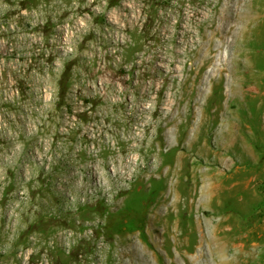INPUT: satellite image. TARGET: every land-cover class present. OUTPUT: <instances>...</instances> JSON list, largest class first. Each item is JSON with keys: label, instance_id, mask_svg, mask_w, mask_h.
<instances>
[{"label": "rangeland", "instance_id": "rangeland-1", "mask_svg": "<svg viewBox=\"0 0 264 264\" xmlns=\"http://www.w3.org/2000/svg\"><path fill=\"white\" fill-rule=\"evenodd\" d=\"M263 119L264 0H0V264H159L174 200L264 264Z\"/></svg>", "mask_w": 264, "mask_h": 264}, {"label": "bare ground", "instance_id": "bare-ground-1", "mask_svg": "<svg viewBox=\"0 0 264 264\" xmlns=\"http://www.w3.org/2000/svg\"><path fill=\"white\" fill-rule=\"evenodd\" d=\"M150 124L152 125V123ZM145 125L148 126V123ZM148 147L151 148L152 150L156 148V147H153V145H148ZM107 152L108 151H106V153ZM155 152L157 153V151ZM151 177L152 175L150 176V178ZM159 178L160 180H165V175H162ZM185 193H186V190H185ZM161 196L162 195L160 193V196L158 197V199H160L159 200L160 203H164L166 198L165 196H162V197ZM194 196H195V188L192 186V188L188 190L187 199H185V203H186L185 207H184V204L182 205L184 209L192 208L194 203L191 198ZM176 203H177V200L172 201L171 206H174V204ZM160 206L161 205H159L158 208L153 207L157 209V211L155 212L154 217L153 218L150 217L151 219L148 220V226L150 228L151 234H148L146 230H142L141 232V236L143 237L144 240L146 241L150 240L152 243L156 245L161 243V246H165L166 251L172 255V258L169 259L165 257L164 253H161L160 251L156 253L154 251L157 256V260L159 264H248L249 260L253 258L252 256L257 255L253 251V248L250 250H245V249L246 248L248 249L250 247L255 248L261 244V241H255L253 243L251 239H245L244 237L233 236L231 238L230 236V238H227L225 236H220L219 233L221 232V229H223L221 220L219 222H216L213 225V228H211L213 229V232H211L210 234H206L204 232V228L202 229L201 226L199 225L200 222L198 220L196 221V219L193 217L187 222V224L185 225L183 224L182 226H180V228L174 229V224L168 220H167V223L165 224L166 219H164L166 214L173 213V211H171V206L169 205L166 210H165V207L163 208L162 206L161 208ZM161 225L163 226L162 228H161ZM179 229L181 233H178L177 230ZM154 231L159 233L163 237L162 242L157 240L156 236L155 237L151 236ZM132 234L130 238L128 237L130 234H127L126 232H122L119 237L118 242L116 243V246H121L126 251L131 252V250L128 249L129 248L128 242L130 240L135 239V236H133ZM105 247L103 248V253L105 255L102 257L103 259H100V264L101 262H103V264H107V260L110 255L109 250L105 249ZM145 253H147L146 250H145ZM116 260L117 261L115 262V264H121V258L116 259Z\"/></svg>", "mask_w": 264, "mask_h": 264}, {"label": "trees", "instance_id": "trees-1", "mask_svg": "<svg viewBox=\"0 0 264 264\" xmlns=\"http://www.w3.org/2000/svg\"><path fill=\"white\" fill-rule=\"evenodd\" d=\"M66 73V72H65ZM65 76V75H64ZM62 82V81H61ZM65 85V82H62V83H60V86H64ZM66 89L64 88L63 89V87H60V91H61V94H62V97H65V93H66V91H65Z\"/></svg>", "mask_w": 264, "mask_h": 264}]
</instances>
